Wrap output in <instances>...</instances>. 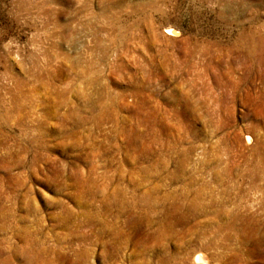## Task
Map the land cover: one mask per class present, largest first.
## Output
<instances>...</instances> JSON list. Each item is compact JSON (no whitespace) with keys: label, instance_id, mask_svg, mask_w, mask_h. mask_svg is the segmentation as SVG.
Returning <instances> with one entry per match:
<instances>
[{"label":"rangeland","instance_id":"obj_1","mask_svg":"<svg viewBox=\"0 0 264 264\" xmlns=\"http://www.w3.org/2000/svg\"><path fill=\"white\" fill-rule=\"evenodd\" d=\"M260 33L264 0H0V264H264Z\"/></svg>","mask_w":264,"mask_h":264},{"label":"bare ground","instance_id":"obj_2","mask_svg":"<svg viewBox=\"0 0 264 264\" xmlns=\"http://www.w3.org/2000/svg\"><path fill=\"white\" fill-rule=\"evenodd\" d=\"M167 31L169 33H171V34H176V31L173 28H169ZM254 32L259 33L260 32V28L255 29ZM251 37H253V36H251ZM251 41L252 42L249 44V50H248L249 59L251 61H256L257 60V61H260V62H264V35L260 33L258 38H256V37L254 38L253 37V39H251Z\"/></svg>","mask_w":264,"mask_h":264}]
</instances>
